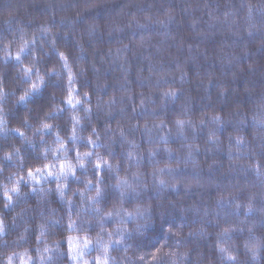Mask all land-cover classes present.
<instances>
[{
	"label": "trees",
	"instance_id": "1",
	"mask_svg": "<svg viewBox=\"0 0 264 264\" xmlns=\"http://www.w3.org/2000/svg\"><path fill=\"white\" fill-rule=\"evenodd\" d=\"M240 3L241 0H0V88L4 89L0 93V108H3L0 120L6 121L0 125L4 128L0 131V169H3L0 186L9 184L17 175H25L31 166L26 163L24 170L19 168L20 160L25 157L34 161L47 156L45 162H56L57 157L64 158L67 153L75 164L77 150L97 149L110 163L119 165L110 174V180L106 170H101L106 184H114L117 173L132 180L134 172L151 183L157 168L164 169L158 175L170 183L186 177L197 180L204 177L213 183L209 188L190 187L187 193L181 184L176 189L166 187L156 198L151 193L140 200L128 196L119 215L114 212L113 217L105 218L101 229L99 217L87 212H81L78 217L75 212L88 206V201L82 200L80 192L75 190L80 189L85 196L94 192L93 188L84 187V170L76 169L79 180L69 176L60 181L68 185L65 200L55 192L54 177L41 178L40 183L28 180V188L22 191L30 193L27 204L35 210H28L23 220L17 221L18 228L11 222L7 225L9 233L22 232L27 225L28 231L24 232L27 243L23 247L28 248V256L36 258V248L47 244L53 249L47 254L53 256L52 264H73L66 254V237L80 238L82 244L86 236L91 244L84 258L90 264H94L95 257L105 255L103 243H108L107 255L113 258L109 264H137L139 255L152 253L162 245L158 264H173L174 260L176 264H229L218 251V245L229 248L239 264H250L245 243L253 236L256 242L264 243V177L256 172V167L264 172V150L258 146L259 141L238 145L236 137L250 141L257 131L245 102L248 90L264 87V47L261 46L264 36L249 35L242 23L231 22L233 17L228 13L236 12ZM92 23L99 27L89 33ZM61 51L75 74L71 85L67 82L68 70L59 57ZM78 65L83 69L82 74H77ZM25 67L33 68L30 77L23 76ZM49 68L61 72L63 80L55 74H46ZM37 70L44 82L39 90L19 102L18 97L37 82ZM68 87H73V95L81 100H85L82 90L89 93L86 103L91 111L86 117L81 116L75 139H70L71 116L81 114L83 109L80 105L73 109L63 103L60 90L66 93ZM52 88L58 90L56 96L51 95ZM220 88L225 90L222 96ZM170 90H175L176 96L165 95ZM110 98L114 104L97 108L98 103ZM37 104L42 105L38 113L34 110ZM53 107L62 110L53 112L51 118L45 117V112ZM30 110L29 124L23 125L21 115ZM237 112L248 119L239 123L242 116ZM217 114L221 116L219 123L212 119ZM176 119L191 120L193 124H186L181 133L174 123ZM42 122L53 127L36 131ZM93 127L96 133L91 131ZM16 128L30 138L31 145L12 130ZM97 133L96 145L87 144V138L91 135L96 139ZM57 134L65 148L53 154L57 149ZM128 141L136 145L135 161L128 160L127 152L132 147ZM13 147L20 149L19 155L5 161L4 153H11ZM86 176L94 179L92 169H88ZM33 187L36 192L30 191ZM41 188L52 189L44 202L40 201ZM113 197L119 205V192L106 189L96 206L111 209ZM67 199L73 201L71 219L77 222L73 229H67ZM144 201L153 205L152 223L144 228L143 235H138L131 229L140 217H126L123 210L133 212L136 205H141L142 210ZM249 204L252 211L247 210ZM14 210L18 211L19 207ZM52 210L55 218H62L63 222L55 225L49 222L44 238L38 241L39 225ZM12 214L0 207V215ZM120 228L129 231L120 237L114 231ZM169 228L172 231L166 235ZM226 228L230 231L223 234ZM200 229H204L203 234ZM61 232L65 239H60ZM108 232H113L111 238ZM6 238L0 235V240ZM119 238L124 240L123 245L109 243ZM57 241L65 253L63 256L54 251ZM169 252L177 256L164 255ZM181 253L187 255L180 256ZM260 255V264H264V249ZM145 259L147 264H152L148 257Z\"/></svg>",
	"mask_w": 264,
	"mask_h": 264
},
{
	"label": "snow or ice",
	"instance_id": "2",
	"mask_svg": "<svg viewBox=\"0 0 264 264\" xmlns=\"http://www.w3.org/2000/svg\"><path fill=\"white\" fill-rule=\"evenodd\" d=\"M89 7H93L94 5H88ZM262 11H264V9H262ZM79 15V13H78ZM168 18L171 19V14H168ZM135 19V18H133ZM162 23V21H161ZM99 27L98 24L96 23H92L89 25V33L94 32L97 28ZM119 30V29H117ZM45 31H47V29H45ZM261 46L264 47V38H262L261 40ZM124 48L127 47V45L123 46ZM23 50V48L21 49V51ZM111 51V49L109 50ZM120 49H117V52H119ZM59 57L61 61H64V68L68 70V74H67V82L69 85H71L75 79V74L72 72V70L69 68V65L67 63V57H65V54L63 51L59 52ZM16 59L19 60V53H17ZM59 63V62H57ZM251 67V66H249ZM49 72H51V70H49ZM81 72H83V69H81ZM33 73V68L32 67H25L23 70V76L25 77H30V74ZM56 77L58 79H60L61 81L63 80V76L61 72H56L55 73ZM35 76H36V81L30 85L29 89L27 91L24 92V94L20 95L18 97V101L19 102H23L25 101L26 97L29 96L32 92L39 90L41 83L44 82V77L41 76L39 74V71L37 70L35 72ZM53 83H55V81H53ZM4 89L0 88V93H3ZM57 89H50L51 95L52 96H56L57 95ZM63 95H62V100L64 104H67L69 106H71L73 109L76 108L77 105L82 103L81 99L76 98L73 93H74V88L73 87H68L66 90V93L63 92V89L60 90ZM224 89L220 88L219 90V94L222 96L224 94ZM176 91L175 90H170L168 92L165 93V95L168 96H176ZM84 96H88L89 93L88 92H84L83 93ZM115 101L112 100L111 98L108 101H102L101 103H98L97 108H102L105 104H107L108 106H111L112 104H114ZM42 108V105L37 104L34 106V110L38 113V111ZM54 110L56 112L61 111L62 109L59 107H54ZM3 111V108H0V112ZM31 111L29 113L26 114H22L21 115V123L23 125H28L29 124V115L31 114ZM85 111L89 112L91 111L90 108L85 109ZM110 114V113H109ZM44 115H46V117L51 118L52 117V112L48 111L46 112ZM212 119L215 122H220L221 121V116L220 115H214L212 117ZM71 121L73 122V126H72V135L70 137V139H75V133H76V125L79 124L80 122V118L76 115H72L71 116ZM243 119H241L239 121V123H243ZM6 121L0 120V125L5 124ZM160 123H163V121H160ZM175 125L178 127V130L182 133L184 126L187 125H192L193 122L191 120L185 121L182 119H176L174 121ZM200 123H204L203 120L200 121ZM258 126L261 129H264V120H259L257 121ZM143 126V125H140ZM158 126V125H157ZM51 125L49 123L46 122H42L40 124V127L36 129V131H43V130H50ZM108 128H110V125L108 126ZM16 132L19 133V136L24 139L25 141H27L28 144H32V141L29 140L26 136L25 133L22 132L19 128L16 129H12ZM0 131H4L3 127H0ZM92 132H97V129L95 127L92 128L91 130ZM256 133L254 132L253 135H255ZM121 135L123 136V132H121ZM211 138V137H210ZM57 149L53 150V154H55L56 151L58 150H64L65 148V144L64 141L60 138V136L57 134ZM99 139V134L97 133V137L96 139H93L91 137V135L87 138V144H91V145H96L97 140ZM264 139V138H262ZM128 143L132 146L131 149L127 152V157L129 161H135L136 160V155H135V148L136 145L134 143V141H128ZM246 140L243 136H237L236 137V144L240 145V144H245ZM33 147H35V145H33ZM189 149L191 150V146H189ZM149 151H152L151 149ZM166 151H172L171 149H166ZM20 149L19 151L17 150V148L13 147L12 148V152H5L3 159L5 161H12L14 158V154L15 155H19ZM109 155H111V150L109 148ZM93 157V152L92 151H85V152H81L79 150L76 151L75 153V157L73 158L76 163L73 164L67 157V153H65L64 158H59L57 157L56 162H45L47 161V156L43 157V160H34V161H29L27 159V157H25L24 159H21L19 162V168L21 170H24V165L26 163L30 164L31 166H28L26 171H25V175L24 176H19L14 182L11 183V186L9 187L8 184H5L3 186H0V188H2V190H0V196H2V199L4 201L3 207L7 208L10 205L15 206L18 203L22 202L24 197L27 196V192L22 191V188L27 189L28 188V183L27 181H35L36 183H40L41 182V178L43 179H47L48 177H54L55 180L57 181L56 183V187H55V192L59 195L61 200H65L66 199V195H65V189L66 187H68V185L61 183V180H67V178L69 176H72L74 179L79 180L80 177L77 176L76 174V169H82L84 170L85 173V177L88 169H89V165L91 164L92 167V174L94 176V179H85V187L87 188L89 185H91V187L94 189L95 191V195L93 196H85V193L83 191H81L80 189H76L75 191L80 192V196L82 200H87L88 201V206L87 208H78L75 210L76 215L79 217L81 212H87L89 215L91 216H95V217H99V220L97 221L101 227V229H103V224L105 221V218H111L114 215V212L116 215H119V212L122 210V202L125 200L126 197L131 196L133 199H136V193L138 192V190L140 188H145L148 187V183L143 181L141 179V174L139 172H134L132 173V180H129L127 177H121L118 173L116 175V180L115 183L112 185V187H114L118 192H119V200L120 203L119 205L117 204L116 199L113 197V199L110 201V203L112 204V208L109 210H104L100 207H97L96 205H99L101 202V199L104 197L105 195V190L109 187V184H101L102 181L105 180V175L108 176L109 180L111 179L110 174L112 172H116L119 165L118 164H113L110 163L109 160L104 159L102 156H100L99 154H96L95 159H92ZM39 165V166H37ZM167 167V166H166ZM105 169V175H101V170ZM3 169H0V172H2ZM169 171H172L171 168H169ZM164 172L163 168H157L154 170V172L152 173L153 177L155 178V181L158 185L166 188V187H170L172 189H176L177 185L181 183L180 180H175L173 182H169L163 178H161L160 175ZM256 172L258 176H262L264 177V172H262L260 170L259 167H256ZM25 177H27V180H25ZM9 179H11V174L9 175ZM23 182V183H22ZM185 188L190 187L191 186V181H186L184 184ZM31 192H36L37 189L35 187L30 189ZM52 189H43L41 188L39 190V196H40V201L44 202L47 200V196L48 193L51 192ZM67 203L69 205V208L67 209L68 213H69V222L67 224V229H73L76 226V221L71 219V214L73 212V208L71 207V205L73 204V201L71 199H67ZM151 207V206H149ZM237 208H239V205L236 206ZM248 211H252V205L249 204L247 207ZM27 209H21V212L24 213L26 212ZM124 211V216L129 217L134 219L137 215L140 218H144L145 217V212L143 210H141V205H136L135 206V211L133 212H129L127 210H123ZM102 213V214H101ZM207 214V213H205ZM6 217L4 219H0V235H6L8 233V227H7V223H6ZM49 222L52 225L55 224H62V218L57 219L55 218V210H52L51 215L43 222L39 225V235L36 236V239L39 241L41 239L44 238L45 233L47 228L50 226ZM152 223V218L151 216H149L147 219H144L143 223H139V221L136 222V225L133 229V231L135 233H137L138 235H143L144 234V228L146 225ZM25 231H27V226L25 227ZM116 231V234L120 237H123V234L125 232L128 231L127 228H120L118 231ZM171 228H169L167 230V233H171ZM230 230L229 229H224V233L223 234H227ZM201 234L204 233V229H200ZM249 232H252V229L249 228ZM177 235H179V233H176ZM190 235H193V233H189ZM60 235V239H65L64 233L61 232L59 233ZM99 235V234H98ZM107 235L111 238L113 236V232H108ZM221 235V234H218ZM67 242H68V247H67V256L68 258L73 262V264H90L89 260L85 259V250L89 247V245L91 244V241L85 236L83 237L82 240V244H80V238L77 237H73V236H67L66 237ZM98 243H101V241L98 239L97 241ZM109 243H115L117 245H123L124 244V240L122 238L116 239L114 241L110 240ZM103 252L105 253V255L102 257L97 256L94 258V264H109V260L113 259L110 258L107 253H108V243H103ZM153 247H155L153 245ZM162 247L161 248H156L155 251H153L152 253H147L144 252L141 255H139L136 258V262L137 264H147L146 261V257H148V259L151 260L152 264H158V261H160L161 256L160 253L162 251ZM218 251L220 253L223 254V259L228 261L229 264H239L238 262V257L233 255L232 252L229 250V248H226L222 245H218ZM245 248L247 249L249 255L254 259L257 255V250L259 249L260 251L262 249H264V243H259L256 242V238L253 236L250 238V241L245 243ZM125 252H127V247H125ZM39 251V249H38ZM50 251H53V249H49L47 247V245H45V247L43 248L42 252L43 253H49ZM54 251L58 256H63L65 253L62 251L61 247L59 246V242H55L54 243ZM164 255L167 256H171V257H175L177 256V253L175 252H169V253H164ZM187 255L186 253H181L180 256H184ZM27 257V258H26ZM42 264H44V261H47L48 264H52L53 262V256L51 255H41L40 257ZM32 260L31 256H28V254L22 253L20 254V264H29V261ZM8 264H12V257L9 256L8 257ZM173 264H176L175 260L173 261Z\"/></svg>",
	"mask_w": 264,
	"mask_h": 264
},
{
	"label": "clouds",
	"instance_id": "3",
	"mask_svg": "<svg viewBox=\"0 0 264 264\" xmlns=\"http://www.w3.org/2000/svg\"><path fill=\"white\" fill-rule=\"evenodd\" d=\"M262 9H264V0H241V3L239 5L238 10L236 12L228 13V15L233 17V19L231 21L232 23H234V24L242 23V26L244 27L245 31H247L249 33V35H252L254 33H260L262 36H264V11H262ZM236 17H239V19L237 20ZM35 62H39V61L37 60ZM81 69H82V67L78 65L77 66V74H82ZM49 70H51V72H49ZM56 72L57 71L55 69L49 68L46 74H55ZM74 81H75V79H74ZM74 81H73V83H74ZM84 92H87V91L82 90L81 96H83L85 98V100H82V103L79 104L82 107L83 112L81 114L76 115L80 118V122H81V116L86 117L88 114V112L85 111V109L89 108L87 103H86L87 96L83 95ZM246 96H247V100L245 102L246 107H247L248 111L251 113V122L253 125H255L257 127V131L255 132L256 134L253 135L252 140L246 141L245 144H251V143H254L255 141H259L258 146L261 148V150H264V139H262V138H264V129H261L257 124V121L264 120V87L259 88V90H248L246 92ZM48 111H51L52 113L55 112L54 107L50 108ZM237 115L242 116L243 121L248 119V117L241 112H237ZM45 117H46V115H45ZM80 122H79V124H80ZM50 125L52 128L53 125L52 124H50ZM51 128H50V130H51ZM93 133H95V132H93ZM27 138L30 140L29 137H27ZM41 139H43V137H41ZM17 150L19 151V148H17ZM85 151H87V150H85ZM85 151H83V152H85ZM92 152H93V157H92L93 160L95 159L96 154H99L100 156H102L100 154L99 149L92 151ZM102 157L104 159H107L104 156H102ZM113 164L115 165V163H113ZM89 168L92 169L91 164L89 165ZM18 177L19 176L17 175L16 179ZM85 179H87V177H84V180H83L84 187H85V182H84ZM141 179H142V177H141ZM15 180L10 181V183L8 184L9 187L11 186V183L14 182ZM25 180H27V177H25ZM101 184L103 185L106 183H105V181H102ZM107 184H109V187L107 189L110 188V189L116 191V189L114 187H112V185H113L112 183H107ZM89 188H92L91 185H89L87 188L85 187V189H89ZM171 189L172 188L169 187V190H171ZM163 190H164V187L158 185L155 181V178L153 177L151 183H148V187L140 188L138 190V192L136 193V198L138 200H140L147 193H151L153 198H156V197H159L161 195ZM24 192H27V196L24 197L22 202L18 203L15 206L10 205L9 207L4 208L3 207L4 201L2 203H0V207H3V209L6 211H12V213H13L10 217H8V216L6 217L7 225L9 224V222H11L15 227L18 228L19 225L17 224V221L23 220V218L26 215V212L28 210H32V211L35 210L32 208L31 205L27 204V197L30 195V193L26 190ZM93 195H95V191L92 192L89 196H93ZM21 204H23V207H20ZM149 206H151V207H149ZM157 206H159V202H157ZM16 207H19L18 211L14 210V208H16ZM152 207H153V205L151 204V202L144 201L143 206H142V210L145 212V217L140 218L139 223H143L144 219H147L149 216H151ZM21 209H27V211L22 213ZM4 218H5L4 215H0V219H4ZM135 225H136V223L134 224L133 228L131 229V232H133V233H135L133 231ZM26 226L27 225H24V231L12 232V233L8 232L6 235H4L7 238L0 240V264H8V257L9 256L12 257V264H20V254L25 253V252L28 254V248L23 247V245L27 243V241L25 239V235H24V232H26L25 231ZM146 226H149V224ZM27 231H28V227H27ZM45 245H47V244H45ZM43 248H40V247L36 248V258L32 257V264H37V258L39 260V264H42L41 259H40L41 255L42 254L47 255V253L42 252ZM38 249H39V251H38ZM245 250H246L245 255L250 256L246 248H245ZM260 261H261V255H260V250L258 249L257 255L254 259L250 256V264H260Z\"/></svg>",
	"mask_w": 264,
	"mask_h": 264
},
{
	"label": "rangeland",
	"instance_id": "4",
	"mask_svg": "<svg viewBox=\"0 0 264 264\" xmlns=\"http://www.w3.org/2000/svg\"><path fill=\"white\" fill-rule=\"evenodd\" d=\"M216 148V147H215ZM182 180L183 181H181V185H180V187L183 189V190H185L186 189V193L189 191V188L190 187H199V186H203V187H205V188H209V187H211L212 185H213V183H212V181H210V179L209 180H205L204 179V177L203 178H201L200 180L198 179H195V178H191L190 179V177H186V178H182ZM211 180H213V179H211ZM174 181V180H173ZM172 181V182H173ZM186 181H191V186L190 187H187V188H185V186H184V184H185V182ZM210 181V182H209ZM184 193V192H183ZM179 199V198H178ZM178 199H176V200H178ZM199 201V200H198ZM172 204V203H171ZM203 212H205V211H203ZM205 213H207V212H205Z\"/></svg>",
	"mask_w": 264,
	"mask_h": 264
}]
</instances>
